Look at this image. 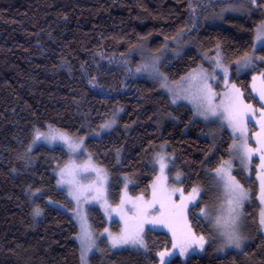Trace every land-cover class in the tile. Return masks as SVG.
<instances>
[{
	"label": "trees",
	"instance_id": "trees-1",
	"mask_svg": "<svg viewBox=\"0 0 264 264\" xmlns=\"http://www.w3.org/2000/svg\"><path fill=\"white\" fill-rule=\"evenodd\" d=\"M209 1L0 0V264H82L80 227L65 208L72 207L67 191L58 184L69 153L60 146L30 147L36 131L48 125L82 135L114 123L104 135L88 138L86 147L108 170L115 195L124 186L132 194L149 195L157 174L154 153L167 144L171 173H182L184 189H206L189 215L208 244L211 227L200 211L210 198L209 171L229 157L233 137L227 129L208 136L209 126L195 118L190 105L174 103L157 85L133 77L141 59L129 53L147 43L156 54L182 32L201 40L205 50L219 45L230 62L252 52L264 0L250 4L248 17L204 26L195 20L193 6L202 11ZM257 52L264 57V47ZM202 61L199 50L189 48L161 68L178 80ZM256 68L264 70V61ZM231 79L247 102L264 104L252 92V71H234ZM235 173L251 190L245 206L250 243L223 254L211 246L167 264H264L259 184L254 175ZM91 219L99 231L106 226L98 209H91ZM175 236L150 229L146 248L95 253L91 264H159V253L173 244L195 242Z\"/></svg>",
	"mask_w": 264,
	"mask_h": 264
},
{
	"label": "rangeland",
	"instance_id": "rangeland-1",
	"mask_svg": "<svg viewBox=\"0 0 264 264\" xmlns=\"http://www.w3.org/2000/svg\"><path fill=\"white\" fill-rule=\"evenodd\" d=\"M223 1H228L225 5H220L217 8V2L220 4ZM204 4V3H203ZM252 4L254 7L257 5L255 0H210L205 5L203 9H197L193 6V12L195 20L204 26L216 25L225 26L227 23V18L231 16L248 17L252 14ZM200 13V14H197ZM264 26V19L257 29V32L261 27ZM256 32V35H257ZM202 41L189 35L186 32H182L175 38L169 39L165 42L162 50L156 54L152 52L147 43H142L138 46L139 52L131 51L129 53L131 56L137 57L140 60L139 64L134 68L133 77L144 78L151 83L155 84L160 88L162 92L167 94L172 102L174 103H186L191 106L194 111L196 119H199L209 126L208 136H216L222 129H227L232 137V145L230 148V155L225 159L216 169L209 171L208 182L209 187L208 194L210 198L208 202L204 203L200 213L203 218L211 227L210 237H208V244H203L201 248L199 243L196 241L199 239L200 235L194 229L189 210L192 205L197 203L203 194H206V189L203 185H198L194 188L198 189V192L192 197L191 191H186L183 187V175L179 171L171 173L173 154L168 150L167 144H161L157 152L154 153L155 160L157 161V174L155 180L151 186L149 195L145 193L132 194L127 186H124L119 194L115 195L111 188L110 174L106 168L101 166L87 150L86 140L90 137H100L105 133L109 132L114 128L113 122H107L110 127L104 128L100 127L95 131L82 135H73L64 131L62 129L56 128L52 125H48L44 130H37L34 139L30 147L36 148L39 145H46L49 147L60 146L67 150L69 153V159L63 165L62 169L66 166H71L73 169V174L70 176H65L66 180H70L73 183L70 185L68 183L59 184L62 189L67 191V194L72 202V207H65L74 217L76 222L79 224L81 232V216L85 217L87 224L92 233V237L95 243V247L92 251L84 254L81 242V261L82 264H91V257L95 253L104 254L109 251L124 249V248H139L134 247L130 244L121 245L119 247H113L111 240L109 238V233L116 235L121 232L125 227L124 220L121 216L128 213V209L131 207L129 203H126L121 210V200L135 201L137 197H143L145 201H150L152 199L153 185L159 184L163 187L171 190L172 188H177L183 190L184 196L187 198V208L184 211V216L186 220L182 219L179 224H169L165 225H151L145 224L143 228V238L145 243L147 242V232L150 229L165 231L172 236L181 235V229L186 236L192 237L195 242H188L183 244L184 251L182 254L181 246H177L168 250L164 257L165 264L168 263L170 259L175 256L181 257L186 260L189 256L195 253H204L208 247L212 246V251L216 254H223L229 250H242L251 241V235L248 227V222L245 214V206L251 200V190L245 185H243L236 176V171H243L248 177L255 176L259 184V201H260V213L264 211V203L261 202V179L264 177V167L261 166V153L256 152L252 155L251 160L245 155L244 145L245 143L249 148L256 149L262 145L257 144L256 133L261 132L260 112L264 111L261 106L255 105L254 103L247 102L244 98L242 88L231 79L232 73L235 71L237 73H244L246 71H252V81L251 89L260 102L258 90L264 88V70H257V66L264 61L257 49L261 47L259 43L256 42V37L254 41V48L252 52L235 59L233 62L227 60L223 50L219 45L215 46L213 49L205 50L202 46ZM189 48H196L199 50L203 57V61L189 73L184 75L178 80H170L168 76L164 73L161 68V64L164 61H173L183 54ZM246 59L250 62L246 65ZM219 62V67L217 66ZM224 69H227V74L225 75ZM256 78L255 80L253 78ZM204 85L210 86V104L216 109L217 115H212L210 111H206L205 108L199 107L201 101L198 99L199 89ZM254 85L255 89L254 90ZM235 86V87H233ZM236 90H239L237 93ZM228 95H239V99L242 100L244 105H251V109L254 110L252 115L246 118V121L242 125L244 128V133L241 131H234V129L229 126L226 120H223L219 113L223 112L224 106L227 103ZM223 102V103H222ZM207 106V104H206ZM115 122V121H114ZM105 125V124H104ZM44 133L46 136L36 139L37 133ZM66 133L68 137L71 138L72 142L80 143V148L77 151H73L69 148L68 144L65 143L61 138L60 134ZM161 161L166 165L161 173ZM87 166V167H85ZM223 168L225 173H230L235 181L238 183L245 194V198L241 201L240 206L237 208V225L235 228V235L239 239L240 248H236L234 244L229 245L227 238L221 235L222 229L216 225V218L222 217L223 219H228V204L227 197L223 185V181L217 176V169ZM61 169V170H62ZM61 170L58 175V181L61 180ZM179 175V179L176 177ZM161 179L158 181L157 178ZM166 177V179H164ZM79 189V192H77ZM76 195H79V202L76 199ZM180 193L176 192L172 197L177 203H179ZM119 200H118V199ZM117 199V200H116ZM98 209L106 218V226L103 230L99 231L94 227L91 219V209ZM130 214V213H129ZM125 218H127L125 216ZM260 224V217H259ZM107 229V232L105 231ZM260 230L264 234V226L260 224ZM80 236V234H79ZM176 237V236H174ZM160 264V263H159Z\"/></svg>",
	"mask_w": 264,
	"mask_h": 264
},
{
	"label": "snow or ice",
	"instance_id": "snow-or-ice-1",
	"mask_svg": "<svg viewBox=\"0 0 264 264\" xmlns=\"http://www.w3.org/2000/svg\"><path fill=\"white\" fill-rule=\"evenodd\" d=\"M256 42L259 43L262 47H264V26L258 30L256 35ZM261 59H264L262 57ZM250 62L246 59V65ZM217 66L219 67V62H217ZM225 75L227 74V69H224ZM264 76V73L261 74ZM256 79L255 77L253 78ZM235 87V86H233ZM254 90L255 85H254ZM237 93L239 90H236ZM260 100L264 101V88L258 90ZM210 86L204 85L199 89L198 99L201 101L199 107L205 108L206 111H210L212 115H217V111L210 104ZM223 103V102H222ZM207 104V106H206ZM262 109H264V104L261 105ZM254 110L251 109V105H244L242 100L239 99V95H228L227 103L224 106L223 112L219 113L223 120H226L229 126H231L234 131H241L244 133V128L242 125L246 121V118L249 115H252ZM260 121H264V111L260 112ZM102 127L108 128L110 124H105ZM46 136L44 133H37L36 139H40L41 137ZM257 144L262 145L259 148L252 149L247 146L245 143V155L249 160L256 152H260L261 156V166L264 167V123H261V132L256 133ZM60 138L68 144L69 148L73 151H77L80 148V143L72 142L71 138L68 137L66 133H61ZM87 167V166H85ZM166 165L161 161V173H163ZM217 176L220 180L223 181L227 204H228V219H223L222 217L216 218V225L222 229L221 235H224L227 238L229 245L234 244L236 248H240L239 239L235 235V228L237 225V208L240 206L241 201L245 198V194L243 189L240 188L238 183L235 181V178L231 176L230 173H225L223 168H218ZM73 174V169L71 166H66L61 170V180L58 181L60 184L68 183L72 184L73 182L70 180H66L65 176H70ZM161 178L158 177L159 181ZM166 179V177L164 178ZM176 179H179V175H177ZM261 179V202L264 203V177H260ZM79 192V189H77ZM176 192L180 193L179 203L173 200V196ZM198 192V189L194 188L192 190V197ZM76 199L79 202V195H76ZM186 197L184 196L183 190L172 188L171 190L163 187L159 184L153 185L152 191V199L150 201H145L143 197H137L135 201H132L130 198L128 200L122 199L120 208L123 210V206L126 203H129L131 207L128 209V213L124 216H121V219L124 220L125 227L121 230L119 234L113 235L109 233V238L111 240L112 246L119 247L121 245L130 244L134 247L138 246L140 248H146L147 245L143 238V228L145 224L151 225H169V224H179L182 219L186 220L184 216V211L187 208ZM130 213V214H129ZM36 215H39L40 212L37 209ZM125 216L127 218H125ZM81 232H80V242L83 248L84 254L86 255L88 252L92 251L95 247V243L92 237V233L87 224V220L85 217L81 216ZM260 224L264 226V211L260 213ZM107 232V229H105ZM175 236V232H174ZM181 237L186 239L185 233L181 229ZM199 243L200 247H203L204 237H199L196 241ZM173 247H177L176 244H173ZM182 254L185 250L183 245H181ZM160 255V264H165L164 257L168 255L167 253L161 252Z\"/></svg>",
	"mask_w": 264,
	"mask_h": 264
}]
</instances>
